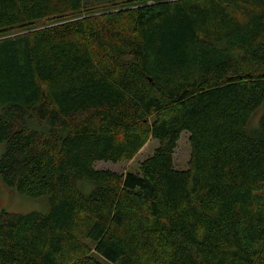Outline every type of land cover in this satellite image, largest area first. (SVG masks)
Segmentation results:
<instances>
[{
  "label": "trees",
  "instance_id": "obj_1",
  "mask_svg": "<svg viewBox=\"0 0 264 264\" xmlns=\"http://www.w3.org/2000/svg\"><path fill=\"white\" fill-rule=\"evenodd\" d=\"M0 143V264H264V0H0Z\"/></svg>",
  "mask_w": 264,
  "mask_h": 264
},
{
  "label": "rangeland",
  "instance_id": "obj_2",
  "mask_svg": "<svg viewBox=\"0 0 264 264\" xmlns=\"http://www.w3.org/2000/svg\"><path fill=\"white\" fill-rule=\"evenodd\" d=\"M89 2L90 0H86ZM258 118V116L256 117ZM157 145V140L150 138L145 145L139 150V152L131 160L111 162V161H97L95 162V168H108L117 172H125L126 170H135L137 163L150 155ZM4 144L0 143V155L3 151ZM190 155V147L188 143V133L183 131L180 135L177 145L173 152V161L176 168H185ZM81 184H87L91 186V183L86 180L79 182ZM49 208L48 199L46 196L30 197L22 195L19 192L6 187L0 180V210L4 209L8 212H30L39 211L46 212ZM101 261L106 262L103 258H99Z\"/></svg>",
  "mask_w": 264,
  "mask_h": 264
}]
</instances>
